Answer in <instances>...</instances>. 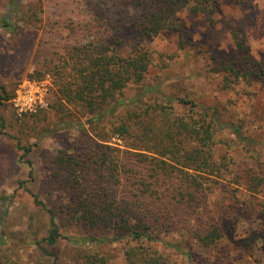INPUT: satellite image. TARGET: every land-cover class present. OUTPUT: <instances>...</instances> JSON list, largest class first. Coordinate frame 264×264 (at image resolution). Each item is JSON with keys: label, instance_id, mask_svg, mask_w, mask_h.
Returning a JSON list of instances; mask_svg holds the SVG:
<instances>
[{"label": "rangeland", "instance_id": "obj_1", "mask_svg": "<svg viewBox=\"0 0 264 264\" xmlns=\"http://www.w3.org/2000/svg\"><path fill=\"white\" fill-rule=\"evenodd\" d=\"M12 4L15 7L9 10ZM56 16L45 0H0V19L7 17L13 28L0 27V84L10 95L0 105V212H5L2 226L8 240L2 252L18 264H77L79 251L103 255L106 264H126L124 251L134 242L86 240L107 234L101 230L60 224L63 237L85 242L60 239L46 246L53 256L43 255L35 244L47 235L49 215L34 204L29 192L49 209L66 202L51 182V158L83 149L72 148L80 136L73 122L82 123L90 134V117L58 110L54 80L41 75L42 57L49 58L65 41L66 32ZM177 17L180 33L143 37L134 29L126 30L122 53L142 46L150 54V65L143 82L123 92L125 106H116L113 115L104 117L100 133L111 137L108 145L124 148L114 132L130 101L140 107L164 105L179 116L194 112L172 100L175 97L217 108L227 126L220 130L214 152L225 172L209 183L203 219L218 225L222 237L205 249L185 236H162L190 251L191 260L173 248L153 247L170 264H264V190H250L239 175L249 167L256 171L262 165L264 170V76L251 84L225 86L221 70L224 62L245 54L236 48L234 35L264 69V0H219L213 23L186 11Z\"/></svg>", "mask_w": 264, "mask_h": 264}, {"label": "trees", "instance_id": "obj_2", "mask_svg": "<svg viewBox=\"0 0 264 264\" xmlns=\"http://www.w3.org/2000/svg\"><path fill=\"white\" fill-rule=\"evenodd\" d=\"M45 2L56 10L57 25L66 37L57 52L42 57L41 75L49 74L54 80L58 110L90 117V134L82 123L73 122L80 136L72 148L83 149L69 155L60 152L51 158V182L66 202L56 210L49 209L29 192L34 204L49 215L47 235L35 241L37 248L43 255L53 256L46 246H54L60 239L85 242L63 237L60 224L106 232L108 235L101 237H85L100 244L129 238L134 245L124 251L126 264H170L153 247L156 244L182 252L191 260L190 251L179 242L162 239L171 233L192 239L202 248L213 247L222 233L218 225L203 219V213L209 183L225 172L214 152L217 136L227 126L220 111L175 97L172 100L189 105L194 112L179 116L164 105L140 107L130 101L117 119L114 132L124 142L123 149L108 145L111 137L100 130L104 117L113 115L116 106H125L123 92L131 84H141L150 65V54L142 46L122 53L126 30L134 29L143 37L180 33L177 14L182 11L200 14L213 23L219 0ZM14 7L12 4L9 10ZM0 27L13 30L7 17L0 19ZM233 39L245 54L222 64L225 86L251 84L263 78L262 63L248 54L237 35ZM9 99L0 84V105ZM239 175L250 190H264L262 165L256 171L249 167ZM6 198L3 196L2 201ZM4 213L0 212V264H18L2 252L8 242L2 226ZM76 263L106 264V258L79 251Z\"/></svg>", "mask_w": 264, "mask_h": 264}]
</instances>
